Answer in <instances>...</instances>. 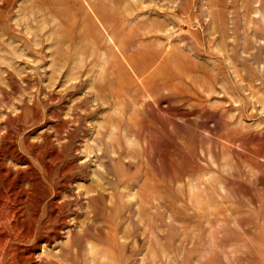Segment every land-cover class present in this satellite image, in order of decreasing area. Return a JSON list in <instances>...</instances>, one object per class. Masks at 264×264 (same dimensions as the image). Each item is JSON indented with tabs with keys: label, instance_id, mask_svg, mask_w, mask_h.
<instances>
[{
	"label": "rangeland",
	"instance_id": "374dc122",
	"mask_svg": "<svg viewBox=\"0 0 264 264\" xmlns=\"http://www.w3.org/2000/svg\"><path fill=\"white\" fill-rule=\"evenodd\" d=\"M243 142H264V0H0L18 264H264Z\"/></svg>",
	"mask_w": 264,
	"mask_h": 264
},
{
	"label": "bare ground",
	"instance_id": "6f19581e",
	"mask_svg": "<svg viewBox=\"0 0 264 264\" xmlns=\"http://www.w3.org/2000/svg\"><path fill=\"white\" fill-rule=\"evenodd\" d=\"M109 43L112 42V45H114V47L116 46V41L113 37L108 38ZM121 47V45H120ZM122 49V47H121ZM122 65L128 69V71H130L133 75H136V71L133 67L132 61L131 59L126 56V55H122V60H121ZM256 139V138H255ZM252 141V140H251ZM255 142V141H254ZM254 142H247V143H242L240 145L237 146V148H235L237 151L239 150V152L247 157L250 158H259V157H264L263 156V149L264 148V142H260V143H254ZM237 144V143H236ZM236 144L234 143V147L236 146ZM238 147L240 149H238ZM233 148V147H232ZM6 163V162H5ZM3 164V163H2ZM5 166V164H3ZM2 165V166H3ZM212 166V165H211ZM211 168V167H210ZM21 170V169H20ZM31 170V169H30ZM214 171V170H213ZM11 172V171H10ZM219 172V171H217ZM16 173V171H15ZM30 173V172H29ZM4 178V177H3ZM7 180V179H6ZM11 180V179H10ZM14 180V179H13ZM258 180V184L260 185V189L262 191H264V177L263 176H258L257 178ZM4 181V180H3ZM2 182V181H1ZM15 182V180H14ZM28 182V181H27ZM32 182V181H31ZM9 183V182H8ZM11 184V182H10ZM8 184V185H10ZM19 185V184H18ZM13 187V186H11ZM16 187H14L13 189H15ZM23 189V188H22ZM7 190V188H6ZM18 190V188H17ZM14 191V190H13ZM25 192V191H24ZM27 192V191H26ZM17 192H13L12 194H8L7 192H3L0 191V226H2L3 228V233H0V264H18V260H17V254L16 253V248L14 247H8L9 243L12 240H16L18 239L19 236V230L20 228V223L22 218H20L21 216V205L22 202L19 198V194L17 195ZM23 195V194H22ZM26 195V194H25ZM24 195V196H25ZM21 196V194H20ZM31 198V197H30ZM27 198L25 197V200ZM33 199V198H32ZM24 200V199H23ZM229 202V201H227ZM31 203V202H30ZM233 204V203H232ZM228 205V204H226ZM231 206V205H230ZM26 207V206H25ZM225 208V207H224ZM227 208V207H226ZM24 209V208H23ZM27 209V208H26ZM223 209V208H221ZM25 211V209H24ZM27 211V210H26ZM31 211V210H30ZM227 211V210H226ZM232 211V208H231ZM28 212V211H27ZM233 212V211H232ZM31 213V212H30ZM227 213V212H226ZM249 213V212H247ZM29 214V213H27ZM34 214V213H33ZM234 214V213H233ZM245 214V212L243 213ZM210 215V214H209ZM227 215V214H226ZM236 215V214H235ZM33 217V216H32ZM229 217V216H228ZM26 218V217H24ZM28 218V217H27ZM212 218V217H211ZM231 218V217H230ZM233 219V218H231ZM24 220H22L23 223ZM26 221V220H25ZM30 221V220H28ZM27 221V222H28ZM31 222V221H30ZM34 222V221H33ZM29 224V223H28ZM225 224V223H224ZM25 226V225H24ZM28 226V225H27ZM26 228V227H25ZM247 228V227H246ZM248 229V228H247ZM255 229V228H253ZM27 230H29V228H27ZM23 231V230H22ZM30 231V230H29ZM28 231V234H29ZM257 231V230H256ZM24 232H26V230L24 229ZM35 233V232H33ZM27 234V235H28ZM21 235V234H20ZM30 236V235H29ZM23 237V236H22ZM20 237V239L22 238ZM34 237V235L32 236ZM19 241V240H18ZM14 242V241H13ZM253 247V246H252ZM249 247V248H252ZM254 248V247H253ZM255 251V250H254ZM235 254V252H234ZM239 254V253H238ZM237 255V253L235 254ZM240 255V254H239ZM19 257V256H18ZM19 259V258H18ZM23 261V260H22ZM23 263V262H22Z\"/></svg>",
	"mask_w": 264,
	"mask_h": 264
}]
</instances>
